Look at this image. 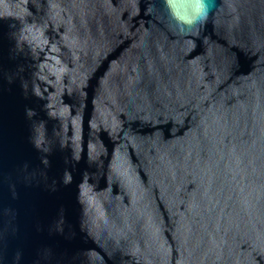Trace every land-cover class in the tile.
Instances as JSON below:
<instances>
[{
  "label": "water",
  "instance_id": "water-1",
  "mask_svg": "<svg viewBox=\"0 0 264 264\" xmlns=\"http://www.w3.org/2000/svg\"><path fill=\"white\" fill-rule=\"evenodd\" d=\"M0 0V264H264V0Z\"/></svg>",
  "mask_w": 264,
  "mask_h": 264
},
{
  "label": "snow or ice",
  "instance_id": "snow-or-ice-1",
  "mask_svg": "<svg viewBox=\"0 0 264 264\" xmlns=\"http://www.w3.org/2000/svg\"><path fill=\"white\" fill-rule=\"evenodd\" d=\"M195 8L197 12H200L201 5L199 3V0H197V3L195 4Z\"/></svg>",
  "mask_w": 264,
  "mask_h": 264
}]
</instances>
